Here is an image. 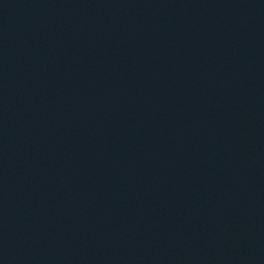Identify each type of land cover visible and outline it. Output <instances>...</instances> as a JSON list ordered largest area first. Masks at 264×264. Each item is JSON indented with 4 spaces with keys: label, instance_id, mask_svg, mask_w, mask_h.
<instances>
[{
    "label": "water",
    "instance_id": "water-1",
    "mask_svg": "<svg viewBox=\"0 0 264 264\" xmlns=\"http://www.w3.org/2000/svg\"><path fill=\"white\" fill-rule=\"evenodd\" d=\"M0 264H105L53 0H0Z\"/></svg>",
    "mask_w": 264,
    "mask_h": 264
}]
</instances>
